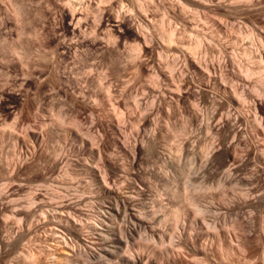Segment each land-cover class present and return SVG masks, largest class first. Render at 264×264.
I'll return each instance as SVG.
<instances>
[{"label": "rangeland", "instance_id": "obj_1", "mask_svg": "<svg viewBox=\"0 0 264 264\" xmlns=\"http://www.w3.org/2000/svg\"><path fill=\"white\" fill-rule=\"evenodd\" d=\"M122 2L132 16L121 12L124 22L118 23L115 14L121 0H112L104 7L97 30L103 35L111 25L112 35L119 37L110 49L111 58L105 54V63L115 60V70L122 74L113 93L121 98L109 102L103 98L107 90L99 77H89L96 94L90 99L100 100L102 108L78 104L68 114L70 121L75 118L67 130L70 136L49 140L38 135L41 140L36 142L34 132L28 139L10 130L0 132V264H21V255L33 258L26 264H61L60 258L68 254L50 232L52 226L44 229L23 221L19 208L34 209L41 201L71 206L69 223L76 222L81 237L90 240L87 227L96 222L88 221L99 215L102 201L96 185L87 188L88 175L81 172L89 165L112 189L129 182L140 187L147 210L161 220L157 235L133 233L120 255L139 254L143 264H264V0H253V5L242 0ZM95 8V3L90 5ZM0 14H7L3 5ZM84 15L77 12L76 19ZM60 17L63 23L73 19L67 8L60 9ZM91 21L89 16L81 27ZM6 27L16 25L9 21ZM75 31L79 35L80 30ZM66 34H72L70 24ZM160 73L170 80H163ZM121 88L123 92L118 91ZM4 95L0 125L11 124L21 110L18 97ZM20 119L17 131L31 122L27 113ZM115 123L120 133L114 131ZM19 140L27 149H20ZM208 150L211 160L202 163ZM56 158L57 169L52 165ZM36 195H41L35 199L37 205L29 204ZM89 201L91 212L83 210ZM250 211L256 213L251 223L245 220ZM121 214L113 221L124 227L127 217ZM20 222L22 232L17 229ZM4 242L8 247L2 246ZM80 259L73 264H84Z\"/></svg>", "mask_w": 264, "mask_h": 264}, {"label": "clouds", "instance_id": "obj_2", "mask_svg": "<svg viewBox=\"0 0 264 264\" xmlns=\"http://www.w3.org/2000/svg\"><path fill=\"white\" fill-rule=\"evenodd\" d=\"M111 2L112 0H24L19 3L18 0H0V5L4 6L7 13L0 14V102L5 101L4 93L8 92L18 97L21 105V110L16 113L11 124L0 125V132L10 130L25 139L33 132L49 140L59 139L65 133L70 136L71 133L67 130L75 123V118L70 121L68 114L78 104L82 102L97 109L102 108L100 100L90 99V96L96 94L92 92V82L86 79L89 77H99L101 87L106 86L110 102L114 103L121 98L113 93L117 91L119 76L122 74L116 72L115 60L105 63V54L108 59L111 58L110 49L116 47L119 37L112 35L111 25L104 30L103 35L97 32L102 24L104 7ZM134 2L139 3V0ZM230 2L235 3L237 0ZM242 2L253 5V0ZM93 3L96 5L95 10L90 9ZM57 5L60 9H69L73 19L63 23ZM77 12L85 15L76 19ZM121 12L124 16H132L131 10L122 0L120 11L115 14L118 23L124 22ZM89 16L92 17L91 25L82 28L81 25L87 23ZM9 21H13L16 27H6ZM69 24L72 28L71 36L66 34ZM45 28L48 29L47 32L44 31ZM76 29L80 30L79 35ZM13 32L16 33L14 37ZM98 41L102 43L97 44ZM45 43L48 47L44 46ZM110 74L116 75L117 79L112 80ZM118 91L123 92L124 89ZM85 92H88V95H85ZM25 113L31 122L24 124L17 131V125L21 123L20 118ZM143 115L144 113H141V116ZM2 120L4 117L0 115V121ZM210 153L211 150L206 152L202 163L211 160ZM226 172L231 174L230 169ZM92 207L89 202L83 206V210L91 212ZM254 215L256 213L250 211L245 220L251 223ZM98 219V216H93L88 223H95ZM80 222L81 220L77 219V223ZM261 230L264 231V227Z\"/></svg>", "mask_w": 264, "mask_h": 264}, {"label": "bare ground", "instance_id": "obj_3", "mask_svg": "<svg viewBox=\"0 0 264 264\" xmlns=\"http://www.w3.org/2000/svg\"><path fill=\"white\" fill-rule=\"evenodd\" d=\"M136 36H137V38H142V35H140L138 32H137ZM171 36H172V34H171ZM170 39L172 40V38H170ZM169 41H168V43H169ZM135 48H137V47H135ZM134 51H136V50H134ZM130 56L133 57L134 54L133 55H130ZM190 57H191V54H190ZM133 58H131V60ZM136 58L137 57H135V59ZM192 60L193 59L190 58V62L192 63L191 65L193 66L194 65V62ZM133 61H135V60H133ZM196 65H197V63H196ZM194 67L196 68L195 65H194ZM200 68H198V69H200ZM160 75L163 78V80H167V81L170 80V77L167 74L160 73ZM216 84H218V83L216 82ZM216 84H214V85H216ZM104 89H106V88H104ZM100 90H102V89H100ZM107 97H108V93L106 92L104 94V97L103 98H107ZM105 102H107V101H104V103ZM141 108H142V106H140V109ZM143 108L141 109L142 112L145 110V109L143 110ZM143 116H145V115H143ZM146 117H144V119ZM118 122H119V120H118ZM113 129H114V131L116 133H120L119 125H116V123L113 126ZM78 138H80V137H78ZM80 139H79V141H81ZM34 140L36 142H38L41 139H40V137L38 135H35L34 136ZM82 143H83V141H82ZM19 145H20V149L26 148V143L24 141H22V140L19 142ZM34 153H35V151H34ZM133 154H135V152ZM83 157H84V155H83ZM26 159H27V157H26ZM56 159L57 160H54L53 163H52V165L54 166L55 169H57V166H58V164L60 162V161H58L59 160L58 158H56ZM24 161H26V160H24ZM19 163H21V162H19ZM89 166L88 167H85V168L82 167L83 169H82L81 172H83L84 175H88L87 177H88L89 181H87V188H90L91 186H93L92 184H95L97 186V187L95 186V188H96L95 191L100 196L101 201H102V202L100 201L101 204L98 203V204H100V210L97 209V211H99V215H98L99 219L96 220V223L95 224H93V225L91 224L90 226L87 227V233L89 235V238L88 239H90V240H85L84 238L81 237L82 236L81 233H79V230L76 229V222L75 223H71V224L69 223L70 221H68V220H69L70 216L69 215H66V213H69L68 210L71 208V206L69 207L68 205H63V204H60L59 203L60 205H57V206L54 207V206H50L49 204H45L47 201L45 203L41 201L39 203L41 205L38 204V206H36V208H34V209H31L32 207L30 208V206H28L27 208L25 207L26 209H23V210H21L22 208L21 209L19 208V211H21L23 213V215H22V216H24L23 218H25L23 221H25L26 224H29V225H31L33 223H35L37 226L41 225L42 228H44L46 226H47V228L50 227V226H52V228L50 227V232L52 233L53 237L59 243H62L68 249V251H69L67 255H63L62 258H60L61 259V262H62L61 264H73L74 263V260H77V258H79V257H83V259H80V260H83L84 264H143V258L139 254H136L134 256H124V255H120L121 254L122 246L127 243L128 239L131 237V235L133 233L139 232L140 230L147 231L151 236L157 235V227H156V224H159L161 222V220L158 217H155L153 213H151L150 211L147 210L148 209V206L140 198L142 196L141 195L142 190H141L140 187L138 188L137 185H135L134 183L129 182V183H127L123 187L120 186L119 187L120 189L119 188L112 189V188H110L107 185L106 181L104 180L103 177H105V176H102V178H103L102 179L97 174L98 171L96 172V169L97 168L94 169V167H89ZM100 175H101V173H100ZM96 192H94V193H96ZM91 193H92V191H91ZM1 195H3V194H1ZM180 195L181 196L182 195L183 196L185 195L184 189H183V194H181V192H180ZM40 196L36 195L35 197H33L31 199V201L29 200L30 201L29 204L30 203H32V204L34 203V205H37V204H35L36 203L35 202V199H38ZM89 196H90V194H89ZM100 198H98V200ZM87 199H89V198L87 197ZM40 200H42V199H40ZM90 200H91V198H90ZM106 200H109L111 202H108ZM9 203H10V201H9ZM11 205H14V204H11ZM16 209H18V208H16ZM151 209H153V208H150V210ZM121 211H122V213L126 214L125 216L127 217V219H126V222L127 223H126V225L124 224V227H121V226L116 225L115 224L116 222L114 223V221H113V218L114 217L117 218V217H119V216L122 215L121 214ZM149 214H151V215H149ZM119 220L120 219H118L117 222H119ZM4 223H6V222L4 221ZM21 223L22 222H20L17 225V229H19V230L21 229V232H22V227H23L22 225L23 224H21ZM68 225H70V226H68ZM7 227H5V228H7ZM30 228H32V227H30ZM9 229H11V231L14 232V228L9 227ZM5 230H7V229H5ZM29 230H31V229H28V232H29ZM46 234H49V232H47ZM52 235H50V236H52ZM16 237H14V238H16ZM21 237L22 236L20 235L18 238H16L14 240L13 243L14 244L18 243L21 240ZM30 237H31V235H30ZM68 238H69V240H68ZM71 241H75L76 242V245H73ZM9 243H10V245H12L11 244L12 242H9ZM2 244H3L2 246L3 247L5 246V248L8 247V245H9L6 242H4ZM97 247H101V250L103 251V253L102 252H99ZM3 252H4V249H3ZM19 260H20V263L21 264H26V263L33 262V258L31 256H28V255L27 256L21 255L19 257ZM57 262H59V261L57 260ZM53 264H55V263H53Z\"/></svg>", "mask_w": 264, "mask_h": 264}]
</instances>
